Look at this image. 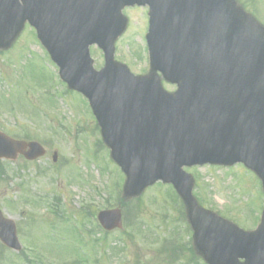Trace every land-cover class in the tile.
<instances>
[{
    "label": "water",
    "instance_id": "95a60500",
    "mask_svg": "<svg viewBox=\"0 0 264 264\" xmlns=\"http://www.w3.org/2000/svg\"><path fill=\"white\" fill-rule=\"evenodd\" d=\"M133 6L150 9L146 77L114 60V44L127 26L122 12ZM27 22L62 80L90 101L127 176L125 196H139L157 181L172 184L208 264H264V215L259 229L247 233L201 209L183 170L243 163L264 186V28L233 0H0V50ZM94 45L105 54L100 72L90 57ZM158 73L178 85L174 95L163 90ZM20 154L33 161L45 151L0 132V160ZM98 219L108 231L122 227L119 209ZM0 239L21 250L13 222L1 212Z\"/></svg>",
    "mask_w": 264,
    "mask_h": 264
},
{
    "label": "rangeland",
    "instance_id": "374dc122",
    "mask_svg": "<svg viewBox=\"0 0 264 264\" xmlns=\"http://www.w3.org/2000/svg\"><path fill=\"white\" fill-rule=\"evenodd\" d=\"M239 2L264 26V0ZM147 13L126 9L128 27L116 43L115 59L136 76L149 71ZM91 56L100 70L103 53L92 47ZM57 73L30 26L0 52V131L47 149L33 163L0 162L7 170L5 176L0 170V210L16 223L23 247L20 256L1 253L0 264H25L27 257L35 264H203L187 251L192 232L170 185L157 183L128 201L123 230L107 237L96 231L97 214L119 205L125 177L88 103L68 91ZM185 170L195 179L193 194L203 208L245 231L256 229L264 193L252 172L242 165ZM55 211L66 217L60 221ZM71 226L82 227L81 236Z\"/></svg>",
    "mask_w": 264,
    "mask_h": 264
}]
</instances>
